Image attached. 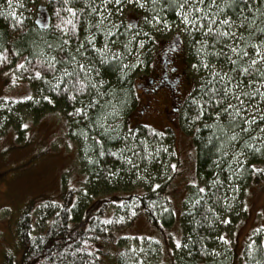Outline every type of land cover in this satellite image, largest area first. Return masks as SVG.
Returning <instances> with one entry per match:
<instances>
[{
    "label": "trees",
    "instance_id": "1",
    "mask_svg": "<svg viewBox=\"0 0 264 264\" xmlns=\"http://www.w3.org/2000/svg\"><path fill=\"white\" fill-rule=\"evenodd\" d=\"M14 1L0 0V72H13L34 97L0 100V121L17 128L22 111L34 120L56 113L82 154L87 187L65 189L58 204L39 206L34 219L24 214V255L5 264H101L106 238L138 215L160 233L163 245L159 239L155 245L165 264H264V228L245 239L237 257L220 234L223 222L231 225L245 213V189L264 185V61L251 65L253 45L264 57V0H245L250 8L239 0L232 7L224 6L228 0H130L136 26L118 21L128 0H45L38 8L44 23L32 17L35 0ZM210 26L236 35L217 39ZM168 35L182 37L185 63L200 80L177 117L193 135L197 183L186 187L182 242L172 247L170 190L178 172L172 139L144 125L115 127L135 104L132 57L140 55L146 71L155 37ZM119 257L116 264H126Z\"/></svg>",
    "mask_w": 264,
    "mask_h": 264
},
{
    "label": "rangeland",
    "instance_id": "2",
    "mask_svg": "<svg viewBox=\"0 0 264 264\" xmlns=\"http://www.w3.org/2000/svg\"><path fill=\"white\" fill-rule=\"evenodd\" d=\"M11 2L16 3L14 0ZM44 3L45 0H35L34 5L30 6L32 17L41 23H44V17L42 12H38V8ZM132 6L133 1H126L120 10L121 13L119 12L118 21H128L136 26L138 19L132 12ZM173 27L174 32L184 34L182 27ZM173 36L155 37L146 71H141L143 66L140 55L132 57L131 62H137L136 69L132 72L135 104L132 111L119 119L115 125H123L125 131L136 125H144L165 132L172 139L170 156L173 159L175 154L178 172L170 190L175 214L174 226L169 229L171 247L182 242L179 229L182 200L187 193V185L197 183L196 149L193 135L180 125L177 118L179 110L168 111L166 90L161 89L156 94L158 99L155 101L150 96L147 98L140 82L158 68V48L182 38ZM181 53L183 58L177 65L178 70L184 71L187 77L181 84L180 96L184 101L200 80L192 71L193 67L189 71L184 50ZM212 71L215 72V69ZM32 97L34 93L26 82L17 79L13 72H0V100L21 101ZM18 117L14 124L19 126L18 129L14 126L5 127L0 121V264H5L9 258L18 262L24 255L19 232L20 219L24 214L29 213L34 219L39 206L49 202L58 204L63 199L65 189L79 190L81 187H87L85 172L80 164L82 154L78 153L77 144L67 136L66 123L59 119L56 113H46L34 120L29 113L22 111ZM243 200L245 213L231 225L223 222L220 231L221 237L225 239H221V244L232 248L236 257L241 255L245 239L253 234V231L264 228L263 183L250 184L245 189ZM160 237V233L149 226L143 216L138 215L134 221L123 228H117L106 238V243L101 247L104 251L101 264H116L117 256H120L119 260L126 261V264H165L168 258L163 254L160 245H155L158 239L159 243L162 242Z\"/></svg>",
    "mask_w": 264,
    "mask_h": 264
},
{
    "label": "flooded vegetation",
    "instance_id": "3",
    "mask_svg": "<svg viewBox=\"0 0 264 264\" xmlns=\"http://www.w3.org/2000/svg\"><path fill=\"white\" fill-rule=\"evenodd\" d=\"M170 40V39H169ZM183 44L180 40H172L169 43L161 45L156 54L158 56V68L153 74H149V77L140 82L144 92L151 99L157 100L156 94L161 90H166L168 97L169 109L178 111L183 100L180 93L182 91V85L187 80L184 71L178 70L177 62L183 58L182 51L184 50ZM149 98V99H150ZM149 102V101H148ZM177 104V105H176ZM167 111V112H168Z\"/></svg>",
    "mask_w": 264,
    "mask_h": 264
},
{
    "label": "snow or ice",
    "instance_id": "4",
    "mask_svg": "<svg viewBox=\"0 0 264 264\" xmlns=\"http://www.w3.org/2000/svg\"><path fill=\"white\" fill-rule=\"evenodd\" d=\"M199 2L203 3V0H199ZM212 2H213V4H215V0H212ZM235 2H236V0H228V2L224 6L225 7H232ZM187 3H188V0H185V4H187ZM239 4H240L241 8H250L251 7L250 4H246L245 3V0H239ZM67 10H68L69 13L75 14V10L74 9L68 8ZM194 11H202V9L195 8ZM181 15H184V14L181 13ZM240 15H241L242 21L246 22L247 18L244 16V12L243 11H241ZM184 18H185L186 22L191 23V21L188 19V16L185 15ZM199 18L200 17H198L197 19H199ZM69 23H71V21H69ZM213 23H215V21L212 20L211 18H209V24L211 25ZM221 23L223 25H228L229 27H231V24H230L229 20H227V19L221 21ZM253 23H254V21H253ZM207 31L209 33H215L217 39H219L220 37H230V36H235L236 35L235 33H230L228 31H217L216 28L211 27V26L207 29ZM259 31L264 32V28L259 29ZM253 48L255 49L256 59H251V65H256L258 60L259 61H264V57L260 56V52H261V48L260 47L253 45ZM232 51L233 52H239L241 55H247V53L243 52L242 49H236L235 47L232 48ZM218 55H219V53H218ZM232 63L235 64L236 61H232ZM78 67L81 70H83L85 66L84 65H78ZM233 70H235V69H233ZM254 71H259V70L258 69H254ZM241 72L242 73H246V72H248V69L247 68L241 69ZM261 74L264 75V73H261ZM213 75H217L218 76L219 73H213ZM223 83H224L223 80H221V84L222 85H223ZM252 94L254 95L255 93H252ZM244 95H249V93L245 92ZM229 107H231V105H229ZM225 111H227V109H225ZM217 115H219V114H217ZM249 147H251V145H249ZM221 239H223V237H221ZM178 246H179V244H178Z\"/></svg>",
    "mask_w": 264,
    "mask_h": 264
}]
</instances>
